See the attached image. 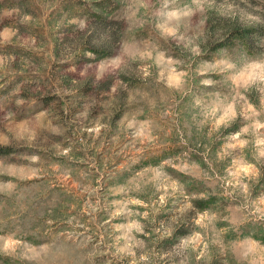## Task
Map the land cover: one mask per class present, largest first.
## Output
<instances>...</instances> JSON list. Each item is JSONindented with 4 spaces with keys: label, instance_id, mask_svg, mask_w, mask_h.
<instances>
[{
    "label": "clouds",
    "instance_id": "clouds-1",
    "mask_svg": "<svg viewBox=\"0 0 264 264\" xmlns=\"http://www.w3.org/2000/svg\"><path fill=\"white\" fill-rule=\"evenodd\" d=\"M82 2L57 17L52 102L0 97V264H264V0ZM9 47L44 51L0 24V73L35 70Z\"/></svg>",
    "mask_w": 264,
    "mask_h": 264
},
{
    "label": "rangeland",
    "instance_id": "rangeland-1",
    "mask_svg": "<svg viewBox=\"0 0 264 264\" xmlns=\"http://www.w3.org/2000/svg\"><path fill=\"white\" fill-rule=\"evenodd\" d=\"M58 7L54 11H50L47 15L41 13L40 6L37 0H11V8L17 10L15 14L11 11L8 13H0V24L8 23L20 28L22 34L25 35L26 41L30 37H36L37 44L43 52H36L33 50L25 48H11L7 49L8 52L16 54L18 57L23 56L31 60L33 67L25 68L23 74L19 73L20 65H16L17 72L13 74L0 73V97H4L7 93L15 86L18 82H23L24 91L23 95L28 99V110L33 108H38L40 103L43 102L45 106H48L52 102V91L57 87L55 80V73L53 71V55L55 51V45L58 43V31L57 27V17L63 12H69L72 14H77L81 11L88 14H93L92 9L89 8L82 0H55ZM5 0H0V4H4ZM94 7L98 9L99 15L104 18L116 17L113 15L115 4L113 0H97ZM27 12L36 17L34 24L30 26L21 25L18 22V17L20 13ZM77 37L73 35V40ZM0 103H3L0 101ZM69 105L64 100H58V103L53 105L54 110L59 109L61 112H66ZM51 128L52 126L49 125ZM21 134L31 135L33 134V129L29 127H21ZM77 156L83 155V153L77 152ZM242 165V162H239ZM245 171H252L247 166H243ZM193 174L199 176V171L194 170ZM68 173L65 172L60 179L67 180ZM58 185H52L49 191L57 188ZM70 188L71 185L69 184ZM209 189H216V184L210 182L207 184ZM88 189H86L87 191ZM60 191L64 193L65 205H72L74 210H79V207L83 203L82 197L75 194L74 191L71 193L67 191L64 187L60 186ZM206 194H202L200 197L194 198H204ZM90 207V204H89ZM67 211V207L64 208Z\"/></svg>",
    "mask_w": 264,
    "mask_h": 264
}]
</instances>
